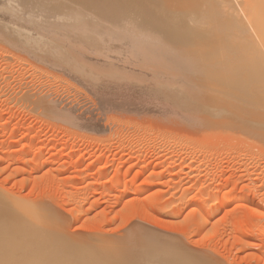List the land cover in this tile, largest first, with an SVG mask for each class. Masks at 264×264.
Masks as SVG:
<instances>
[{
  "label": "rangeland",
  "instance_id": "1",
  "mask_svg": "<svg viewBox=\"0 0 264 264\" xmlns=\"http://www.w3.org/2000/svg\"><path fill=\"white\" fill-rule=\"evenodd\" d=\"M7 21L9 20L0 18L2 36L14 33L13 27H7ZM109 35H104L108 42H129L116 32L110 35L111 38ZM6 42L0 40V193H3L4 198H11L8 200L16 207L25 209L20 208L21 221L37 222L34 220L36 217L31 214L38 209L41 210L36 212L39 214H34L40 216L42 212L41 220L49 212V215L56 213L57 216L53 215L54 219L48 216L52 221L59 217L58 222H55L62 220V225L66 226L63 228L66 236L69 233L74 242L80 236L79 240L82 239L85 243L88 241L85 249L93 242L99 248L107 246L106 249L109 250L112 241L116 239L114 245L117 240L119 243L131 230L132 234L138 224H145L144 226L163 236L176 238L181 243L186 242V247L194 252L203 251L208 254L209 251L211 256L221 260L220 263L264 264V133L259 138L260 133L233 122L235 117L230 116L231 114H228L230 123L228 119L227 125L221 123V128L225 126V129H221L220 124L218 126L215 121L213 123V119H209L211 122L205 121L209 125L207 127L202 118L197 119V122L195 118L182 116L174 112L172 107L170 110L166 105L159 104L161 101H154L150 95L153 93L151 90L150 94L141 92L143 90L138 85V80L134 82L130 79V74L129 77L126 72L124 75V70L118 67L123 64V68H135V73L138 71V74L142 72L143 75L152 73L148 68L149 64H146L148 62L140 66L131 63V66L125 60L123 62L126 63H123L122 58L111 56L113 53L108 52L107 56L108 53L104 52L103 55L99 51H93L98 48H87L72 42L69 44L75 48L61 43L57 50L37 57L30 50L26 51ZM136 56L138 57L135 55V58ZM257 70L259 73L248 71L249 76L245 75L248 77L243 78L245 81L241 78L244 75L239 76L234 70V74L238 75H233L232 78L238 80L232 82H236V85L233 84L236 90L233 87L231 89L230 82V90H224L229 87L227 83L228 87L226 84L223 87L224 93L228 92L229 95L235 91L236 94V91L242 90L252 93L253 89L256 91L255 87H264V78L260 80L264 77V68ZM196 72L199 74L198 80L197 75H194ZM182 74L189 75L188 72ZM209 75L214 78L216 73L195 71L189 77L195 78L194 83L198 87L203 85L204 88L206 86L215 91L219 87L216 84L219 81L214 78L215 85L212 84ZM250 76L252 78L248 79ZM240 83L246 84L243 86ZM249 83L250 87L247 86ZM261 88L257 90L262 92L264 88ZM153 90L155 91L154 88ZM261 92L259 98L264 96ZM26 93H32L35 97L41 95L48 101L46 106L51 103L49 106L52 109L46 106L44 108V104L41 105L36 100L32 105L25 100ZM144 94L146 97L151 96V101H145ZM259 98L255 102H261ZM32 99L30 100L33 101ZM250 100H253V96ZM253 102L254 100L250 103L251 106ZM258 102L253 106L257 104L256 107H259ZM262 102L261 104L264 103ZM52 104L56 108L51 107ZM63 106L66 107V112ZM255 137L263 141L258 142L259 139ZM73 195L78 196L76 203L71 200ZM224 200L229 201L225 203ZM172 203L173 208L170 207ZM33 206L36 211L32 213V208L31 211L29 208ZM74 207H77L75 212ZM52 208L54 213L51 212ZM48 216L46 218L50 220ZM90 234L92 237L97 236V239H104L102 243L106 244L93 240L96 237L92 238ZM118 235H122L120 239L117 238ZM104 237L113 239L107 243ZM129 237L128 235V240ZM1 242L2 246L5 245V242ZM84 242L82 243L85 244ZM119 244L116 249L117 245L111 247L112 252L116 253L117 248L122 246L124 253V244ZM76 245L72 247V252ZM95 245L93 249L96 251ZM130 247L132 250L133 244ZM90 248L92 247L87 250L93 255L91 258L96 255L94 253L101 256L106 252L104 248L103 254H100L101 249L93 253ZM129 249L125 252L129 253ZM80 251L79 248V251L75 250L73 253L75 255ZM112 252L110 255L105 253L106 256L102 259L105 261L109 256V262L112 260L110 264L114 263L115 257L117 264L118 261L122 262L121 259L124 260V257L119 256H124L125 253L113 256ZM82 253H79L82 259L89 258L87 256L90 254L86 252L82 256ZM125 256L128 259L129 254ZM98 259L99 256L95 261L100 264L102 261L99 259V262ZM130 259L132 257L126 262ZM133 261L134 259L129 263ZM105 262L103 263H109L108 260ZM135 262L132 264H138Z\"/></svg>",
  "mask_w": 264,
  "mask_h": 264
},
{
  "label": "bare ground",
  "instance_id": "2",
  "mask_svg": "<svg viewBox=\"0 0 264 264\" xmlns=\"http://www.w3.org/2000/svg\"><path fill=\"white\" fill-rule=\"evenodd\" d=\"M1 2H3V4L0 5V18L8 19L9 21L6 22V25L8 28L10 26L13 27L14 31V33H8L7 36L0 35V40L3 41V43L7 41L9 44H15L23 50H30L32 55L38 57L57 50L58 45L61 43L71 47L72 45L70 46L69 42H72V44L82 45L87 48H98L93 51H99L103 53V55L108 52L113 53L114 55L111 54V56L120 57L122 58V62L125 60L129 65H131V63H137V65L140 66L148 62L146 64L151 66L148 65V68L152 70V73H144L143 75L142 72L138 74V71L136 74L135 70L133 71L135 68L132 70H130V68H123V64L122 67H118L122 71L124 70V75L125 72L126 74L128 73V75H126L128 77L130 74V79H133L134 82L138 80V85H140L143 90L141 91L139 87L141 92L145 94L153 92L150 95H152L154 101H161L159 104L162 103V105H166L170 110L173 109L174 112L182 116L195 118L196 121L202 118L201 120L204 122L213 119V123L216 122L215 124H218V126L220 124L221 128L222 124L227 125L231 122L228 116V114H231L230 116L235 117L232 119L233 122L236 121V123L245 127L247 130L260 133L258 137L262 136L261 134L264 133V101L262 102L264 96L259 98V92L261 91L257 90V88L260 89L262 86L260 85V88L255 87L256 91L253 89L252 93L246 90L247 87L244 88L247 93L243 90V93L241 91H236V94L235 91H233L232 94L229 92V95H227L228 92L224 93L225 89L226 91L227 89L230 90V84L231 89L236 85V82H234L235 84L233 83L234 85L232 84L234 80H237V78L232 80V78H234L233 75H236L234 74L236 71L239 73V76H241V74L244 75L241 76L242 79H246L245 77L249 76L247 74L248 71L251 72L253 70L257 72V69L264 68V0H0V3ZM115 32L118 33L119 36H122L123 39H128L129 44L127 41H124L126 44L122 43V40V42L119 41L120 43H115L117 41L114 43L108 42L105 38L107 36L104 35H111ZM110 35L109 38H111ZM116 39L119 40L117 37ZM113 40H115V38ZM131 46H134L136 49H131L134 48ZM71 48H75V46L73 45ZM76 48H78V46ZM88 55H90V53ZM108 55L109 53L107 56ZM135 55H138V57L136 56L135 58ZM102 59L104 58L102 57ZM105 60H107V58ZM101 61L103 62V60ZM111 63L115 64L113 62ZM242 69H245L244 72ZM234 70L236 71L234 72ZM241 70L242 72H240ZM195 71H198V73H204L206 71L216 73L214 78L215 80L218 79L219 82L217 81L218 83L216 84H218L219 87H216L215 91H212L214 89L207 88L206 86L204 88L203 85L198 87L197 84L194 83L196 81L195 78L189 77L193 72L195 73ZM183 72L184 74L188 72L189 75L187 74V76H185L182 74ZM250 72L249 74H251ZM194 75H197L196 79L198 80L197 77L199 74L196 72ZM254 75L257 74L254 73ZM212 76L213 75H209V78ZM214 78H211V83L215 85V83H213L215 81ZM251 78L250 76L248 79ZM263 78L264 77L260 80H263ZM208 80H206V82ZM200 82L204 83L203 80H200ZM208 82H210V80ZM227 83L230 84L228 85ZM225 84L229 87L227 86L228 88L225 87L223 90ZM244 84L246 83L242 85L245 86ZM250 85L251 83L247 84L248 87H250ZM238 87L240 86H236V88ZM150 90L151 92H149ZM263 90L264 89H262L261 92L262 94H264ZM256 92L258 93L256 94ZM27 93L24 95L25 100L27 99L31 104L35 103L36 100L39 104L43 103L45 108L46 102L48 101L42 98L41 95L35 97L36 95L34 96L32 93ZM250 96L251 98L253 96V105L258 102H255L257 98H259V101L263 104L258 102L259 107H256L257 104L256 106L252 105V107L250 103L253 100H250ZM149 97L151 98V96ZM149 97L145 96L144 100L151 101L152 98L150 99ZM54 100H52V103ZM260 104L262 107H260ZM49 105L46 106L48 109L50 108ZM35 106L38 108L37 105ZM35 106L33 108H35ZM53 106L54 104H52L51 107ZM65 108L66 107L63 106L64 111L66 110ZM226 114L227 118L225 117ZM204 117L209 118L205 119ZM225 118L226 120L228 119L229 122L228 120H224ZM205 126H207L206 122ZM224 127L225 126L222 128L225 129L226 127ZM259 138L256 139L258 140ZM249 139H251V137H249ZM260 140L261 139H259L258 142ZM255 142L257 141L255 140ZM2 194L0 193V242L2 240L5 242V245L2 246L1 244L3 243H0V264H99L97 260L95 261L98 256L99 259L102 256L100 259L102 262L100 264L106 263L105 261L107 260L109 262V256L106 257L107 260H103L106 256L105 253L108 254L107 252L109 249H106L107 246H101V248H99V246L95 245L96 243H89L91 245L93 243L92 246L89 244V246H86L87 249L92 247L90 248V252H92V250L93 253L98 252L101 249L100 254H103L102 249L105 248L104 250H106V252L104 251V255L101 256L99 253H94L96 255H94L93 258L95 259H93L91 258L93 255L88 252L89 249H85V245L88 241L85 243L84 240H79L81 237L77 235L79 238L76 237L75 240L78 239V243L74 242V238L72 239L69 233H67V237L64 231L65 229H63L64 227L66 228V226L62 225V220L57 223V220L60 219L57 217V219H55L57 222L52 221V218L54 219V216H57L56 213L53 214V208L51 210L53 213L51 214L54 216L49 215L50 212L49 214L47 213L49 209H45V206L43 207V209L47 210L46 214L52 217L50 218L47 215L50 221L47 220L46 215L45 218H42V220L40 219L42 212L40 216H36V212L39 210L38 208L36 211L33 209L36 208L34 206L30 208L27 207L30 209L29 211H31L32 208V213L36 211L34 212L36 214H31V212L28 214H31L32 217H36V219H33L37 220V222L33 220L34 222L30 221L31 223H24V221H21L19 218V214L21 213H19V211H22L23 208L20 207L22 208L20 209L18 206L16 207L12 201L10 202L8 200L11 198L4 195L6 199ZM77 197L73 195L71 200L75 201ZM74 201L72 202L74 203ZM224 201L226 203L229 200ZM24 205L25 207L27 206V204ZM29 205L30 204H28V206ZM170 207L173 208V203ZM27 208L26 211H28ZM74 208L73 212H75L77 207ZM66 212L68 211L66 210ZM68 213L70 214L71 211ZM79 213L81 212L79 211ZM23 215L24 213H22V217ZM26 215L27 213L25 212V216ZM30 217L31 216H29V219L32 220ZM37 217H39L41 221H39ZM26 218L28 219L27 216ZM25 221L27 220L25 219ZM139 225L140 224L137 225L138 228L134 227L135 230L132 234L130 233L131 230L128 232L129 234L126 233L127 235H124L122 238L120 237L122 235H118L119 237L116 236L119 239L121 238L119 241L124 244L125 249L127 246L126 244L130 243L127 246V250L130 248V252L126 253L125 251L127 250L124 249V253L127 255L129 254L127 259V256L122 253V244L120 245V242L118 243L117 240L115 245L119 244L121 246L120 249L117 248V251L121 250L119 253L116 251L117 256L124 254V256L119 257H124L123 259L125 260L121 259L122 262L120 263V261H118L119 264H125L126 260H129V257H132V260L134 259L138 264H223V262L220 263L221 260L214 258V255L211 256L210 254L212 253H209V251L208 254H205L203 251L202 253L200 250V253L196 250V252H194V250H190L186 247V242H183V244L181 241H177L175 237V239H171L167 236H163L159 234L160 232L157 233L151 230L152 228L150 229L144 226L145 224L143 226ZM128 235L130 236V240H128ZM72 236L74 237V235ZM94 237H92L94 238L93 240L99 241L100 243L104 240L102 238L97 239V236ZM116 237L114 236V238ZM125 237L127 240H125ZM104 238H106L108 243L109 239H107V237ZM79 242H84L85 244L82 243L83 245H80ZM114 242H111L113 247L108 245L110 246V252H112V248L115 246ZM65 243L66 245H64ZM102 244L104 245L106 243ZM132 244L134 249L132 247L131 250L130 246H132ZM74 245L76 246L73 249L79 251L80 248L81 251L79 253L84 252L82 256L86 255V252L88 255L90 254V256H87L89 258L84 259L83 257L82 259V257H80L81 254L79 255L78 252L74 255L75 250L73 251L74 253L71 250ZM94 245L99 249L98 251L97 249L96 251L93 249ZM61 246H63V248H61ZM65 246L68 248L66 249ZM81 246H84V248ZM116 247H118V245L115 246L114 249H116ZM83 249H85V251H82ZM110 252L108 255H110ZM113 253L115 252H112L111 255L116 256V253L115 255ZM116 258L117 257H115V260ZM99 259L98 261L100 262ZM112 259L114 260L113 257ZM115 260L113 264L116 263ZM118 260H120V258H118ZM132 260L130 259V261ZM110 261L111 262L107 263H112L111 259ZM130 261H128V263Z\"/></svg>",
  "mask_w": 264,
  "mask_h": 264
}]
</instances>
